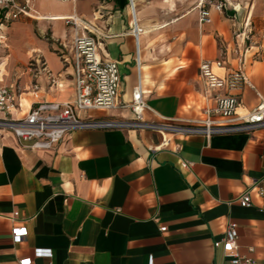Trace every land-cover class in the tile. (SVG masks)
<instances>
[{
    "label": "crops",
    "instance_id": "crops-1",
    "mask_svg": "<svg viewBox=\"0 0 264 264\" xmlns=\"http://www.w3.org/2000/svg\"><path fill=\"white\" fill-rule=\"evenodd\" d=\"M198 2L28 0L29 15L0 22V84L16 104L0 118L23 117L36 101L75 100L76 33L96 38L122 80L120 106L76 110L82 118L133 119L125 104L139 84L145 120L202 119L213 105L202 61L220 78L240 66L246 83L233 90L236 111L253 110L264 97V0H228L221 12L210 8L208 22L200 21ZM72 16L80 27L67 22ZM258 181L264 188V127L209 137L84 128L51 149L24 147L0 128V264L28 257L33 264H228L214 246L228 221L237 223L241 254L264 264ZM246 188L243 207L235 198ZM15 226L27 228L19 243Z\"/></svg>",
    "mask_w": 264,
    "mask_h": 264
},
{
    "label": "built area",
    "instance_id": "built-area-1",
    "mask_svg": "<svg viewBox=\"0 0 264 264\" xmlns=\"http://www.w3.org/2000/svg\"><path fill=\"white\" fill-rule=\"evenodd\" d=\"M227 1L199 0L200 21L210 20V8L223 11ZM4 9L6 11L2 13ZM29 11L28 0L21 3L15 0H0V22L3 19H15L20 14L29 15ZM67 22L74 28L80 27L78 19L73 16L67 18ZM236 51L238 52L237 48ZM239 61L241 62V59ZM72 63L76 88V98L73 102L36 101L23 117L0 118V128L12 131L20 145L34 149H51L66 134L84 128H146L160 132L163 136L171 133L201 134L209 137L213 134L249 132L264 127V97L246 114L239 115L236 111L239 96L233 90L246 83V76L240 66L228 72L226 77L220 78L212 71L209 61L201 62L199 75L204 93L213 100V105L205 108L204 118L198 120L162 118L159 121H149L142 118L147 106L139 84L133 88L131 102L125 104L134 114L133 119L78 116L76 110H110L120 106L118 97L122 80L117 63L100 57L98 42L93 35L76 33L72 45ZM215 63L221 66L223 60L218 59ZM218 89H223L224 92L213 94ZM33 91L37 97L36 85H33ZM15 108L14 92L8 86L0 84V112L9 115ZM259 183L256 182L253 187L262 195L264 188ZM249 190L250 188H246L235 198L243 207L250 205ZM16 216L17 212H14L12 218ZM161 229L164 230V227ZM11 234L13 242L19 243L27 235V228L15 226L11 229ZM237 239V223L228 221L223 237L215 241L214 246L221 248L228 264H259L257 260L241 254ZM35 254L50 257L51 252L48 249H37ZM18 263L33 264L29 257L20 259Z\"/></svg>",
    "mask_w": 264,
    "mask_h": 264
},
{
    "label": "rangeland",
    "instance_id": "rangeland-1",
    "mask_svg": "<svg viewBox=\"0 0 264 264\" xmlns=\"http://www.w3.org/2000/svg\"><path fill=\"white\" fill-rule=\"evenodd\" d=\"M259 19H261V17H260ZM261 20H262V19H261Z\"/></svg>",
    "mask_w": 264,
    "mask_h": 264
}]
</instances>
